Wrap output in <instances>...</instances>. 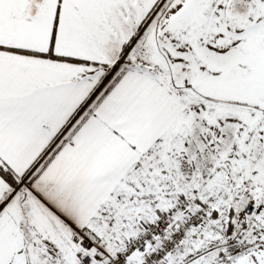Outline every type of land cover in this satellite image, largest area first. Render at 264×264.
<instances>
[{"label":"snow or ice","instance_id":"1","mask_svg":"<svg viewBox=\"0 0 264 264\" xmlns=\"http://www.w3.org/2000/svg\"><path fill=\"white\" fill-rule=\"evenodd\" d=\"M0 264H264V0H0Z\"/></svg>","mask_w":264,"mask_h":264}]
</instances>
